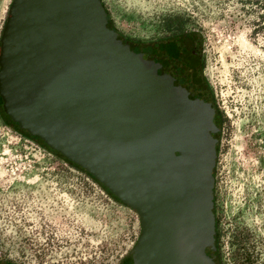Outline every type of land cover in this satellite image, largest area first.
<instances>
[{
    "label": "water",
    "instance_id": "obj_1",
    "mask_svg": "<svg viewBox=\"0 0 264 264\" xmlns=\"http://www.w3.org/2000/svg\"><path fill=\"white\" fill-rule=\"evenodd\" d=\"M202 51L186 32L126 39L100 0L7 7L2 111L135 213L139 233L118 264H218L212 168L220 129Z\"/></svg>",
    "mask_w": 264,
    "mask_h": 264
},
{
    "label": "rangeland",
    "instance_id": "obj_2",
    "mask_svg": "<svg viewBox=\"0 0 264 264\" xmlns=\"http://www.w3.org/2000/svg\"><path fill=\"white\" fill-rule=\"evenodd\" d=\"M10 1L0 0V31ZM100 1L129 40L199 37L220 129L212 171L218 264L227 230L261 249L258 262L246 250L240 264H264V0ZM26 139L0 121V260L118 264L138 236L135 213Z\"/></svg>",
    "mask_w": 264,
    "mask_h": 264
},
{
    "label": "flooded vegetation",
    "instance_id": "obj_3",
    "mask_svg": "<svg viewBox=\"0 0 264 264\" xmlns=\"http://www.w3.org/2000/svg\"><path fill=\"white\" fill-rule=\"evenodd\" d=\"M213 117H214V121L216 122L214 123L217 124L216 113H214ZM20 133L21 134L19 135L28 138L27 136H25V134H23V132H20ZM28 139L33 140L37 144L39 143L38 140L36 139H32V138H28ZM213 237H214V243H215V249H216V256L218 259V248L216 247L215 228H214ZM249 243L251 242L249 241ZM258 244L260 245V243ZM248 246H249L248 242H245V237L242 236L240 232L227 230V232L225 233V240H224V248H225V254H224L225 263L224 264H234V261H236V264H240V262H244L246 260V257H245L246 250L248 252L253 251L254 256H252V258L255 259L256 261V255H261V253H257V251H254V250H261V249L258 248L257 245L255 246V248L254 246H251V248H249ZM258 264H261V263H258Z\"/></svg>",
    "mask_w": 264,
    "mask_h": 264
},
{
    "label": "trees",
    "instance_id": "obj_4",
    "mask_svg": "<svg viewBox=\"0 0 264 264\" xmlns=\"http://www.w3.org/2000/svg\"><path fill=\"white\" fill-rule=\"evenodd\" d=\"M104 11H105V13H106V18L107 19H109V21L111 22V24H112V28H113V30H115V31H117L118 32V30L114 27V25H113V23H112V21H111V19L109 18V16H108V13L106 12V10L104 9ZM189 34H193V33H191V32H188ZM126 38V37H125ZM126 39H128V38H126ZM202 43V42H201ZM202 67H203V62H202ZM210 91H211V89H210ZM0 121L7 127V128H9V129H11V130H13L14 132H16V133H18V134H21L20 132H23V134H25V136H27L28 138H32V139H36V140H38V144L43 148V149H45V150H47L48 152H50V153H52V154H55L56 156H58V157H61L62 159H64L65 161H67L71 166H73V167H75V168H77V169H79V170H81V171H83V172H85L84 170H82L80 167H78L77 165H75V164H73V163H71L70 161H68L67 159H65L63 156H61L60 154H58L57 152H55V151H53V150H51V149H49L45 144H43L37 137H34V136H30V135H28L25 131H23V130H21V129H19L18 127H16L15 125H14V123L9 119V117H7L5 114H4V112L2 111V108H1V100H0ZM213 122H215L214 121V117H213ZM216 123V122H215ZM218 124V123H217ZM219 125V124H218ZM215 150H216V144H215ZM212 171H213V168H212ZM86 173V172H85ZM103 191H104V193L109 197V198H111L113 201H115L116 203H118V204H120V205H123L124 206V204H122L116 197H114L106 188H104L102 185H100L92 176H90L89 174H87Z\"/></svg>",
    "mask_w": 264,
    "mask_h": 264
},
{
    "label": "built area",
    "instance_id": "obj_5",
    "mask_svg": "<svg viewBox=\"0 0 264 264\" xmlns=\"http://www.w3.org/2000/svg\"><path fill=\"white\" fill-rule=\"evenodd\" d=\"M27 141H29V143L31 144V145H33V146H35V147H37L39 150H44L39 144H37V143H35L33 140H30V139H26ZM48 153H50V152H48ZM50 154H52V153H50ZM55 158H57L58 160H59V162L62 164V165H64V166H66L69 170H72V171H75L76 173H78V174H80V176H82L87 182H89L92 186H94V187H98V188H100L88 175H87V173H85V172H83V171H81V170H79V169H77V168H75V167H73V166H71L67 161H65L64 159H62L61 157H58V156H56V155H54V154H52ZM100 190H101V192H103L104 193V191L100 188Z\"/></svg>",
    "mask_w": 264,
    "mask_h": 264
}]
</instances>
